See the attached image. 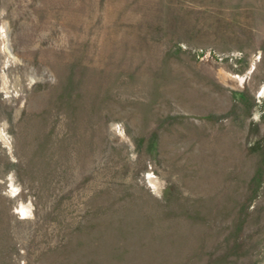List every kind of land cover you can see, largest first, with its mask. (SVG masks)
<instances>
[{
	"label": "rangeland",
	"instance_id": "obj_1",
	"mask_svg": "<svg viewBox=\"0 0 264 264\" xmlns=\"http://www.w3.org/2000/svg\"><path fill=\"white\" fill-rule=\"evenodd\" d=\"M0 264H264V0H0Z\"/></svg>",
	"mask_w": 264,
	"mask_h": 264
}]
</instances>
